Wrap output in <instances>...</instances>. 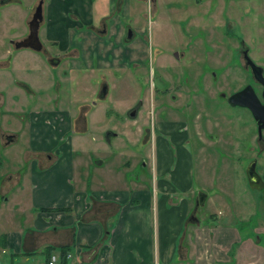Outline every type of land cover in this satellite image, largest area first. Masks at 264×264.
<instances>
[{
  "label": "rangeland",
  "instance_id": "374dc122",
  "mask_svg": "<svg viewBox=\"0 0 264 264\" xmlns=\"http://www.w3.org/2000/svg\"><path fill=\"white\" fill-rule=\"evenodd\" d=\"M33 1L24 0V6L0 7V59L9 48L7 55L13 59L7 68L10 78L27 82L34 90L14 81L9 84V77L4 79L0 130L17 132V139L6 145L2 135L0 173L28 171L30 160L24 154L32 110L57 105L75 114L89 105L88 130L81 144L75 138L78 133L70 132L75 159L84 161L78 162L77 168L83 165L85 173H100L113 180L133 169V165L122 167L126 159L134 164L150 157L147 133L162 117V109L168 114L176 107L180 110L176 114L183 116L186 110L188 120L190 116L199 129H204V137L210 133L217 136L213 142L197 140L191 144L195 151V181L210 191L223 187L228 193L223 203L215 198L199 205V218H204L209 206L216 211L223 205L231 208L236 204L244 209L238 212V219L239 215L245 220L250 217L244 229L262 221L264 192L259 196L256 186H250L246 169L256 157L257 171L264 179V140L257 135L250 110L228 103L220 93L228 95L247 83L257 92L262 88L245 66L241 49L247 47L252 59L264 69V0H138L134 18L126 20L131 27H117L98 40L86 35L90 46L80 47L77 57L64 58L56 66L48 65L42 50L12 45L28 32ZM249 7L250 13H246ZM128 27L134 32L130 38ZM207 49L214 50L215 55L209 56ZM213 71L218 73L216 82L209 77ZM103 85L106 92L101 95ZM189 100L194 101L187 108ZM132 108L137 109L135 115L130 114ZM111 129L118 131V136L106 144L104 135ZM97 156L106 160L101 167L91 162ZM106 181L114 184L110 179ZM27 198L22 193L20 202L24 205ZM14 203L0 200V208ZM18 208L12 207L19 222L25 209ZM3 216V224L9 225V214L4 212Z\"/></svg>",
  "mask_w": 264,
  "mask_h": 264
},
{
  "label": "crops",
  "instance_id": "0c3cea01",
  "mask_svg": "<svg viewBox=\"0 0 264 264\" xmlns=\"http://www.w3.org/2000/svg\"><path fill=\"white\" fill-rule=\"evenodd\" d=\"M137 1L44 0L38 35L48 65L77 57L80 47L90 46L91 38L98 40L117 27H131L127 21L134 18ZM246 11L250 13L251 7ZM7 54L9 48L0 59V104L6 92L1 90L4 79L11 77L7 68L13 59ZM13 81L34 92L27 82L8 80ZM88 109L89 105L71 114L56 105L30 111L24 154L30 160L28 171L0 173L2 203L14 201L15 210L25 209L18 222L11 206L0 208V264H48L52 254L57 255L54 264H264V214L262 221L247 229L244 224L250 217L245 220L239 215L238 219L244 209L236 204L216 211L209 206L203 219L197 215L199 205L215 198L223 203L228 193L223 187L210 191L195 181L191 144L202 130L191 129L186 110L181 117L176 107L168 114L162 109V117L146 136L151 142L150 157L134 164L126 159L122 167L133 165V169L112 180L100 173H85L83 165L77 168L83 160L75 159L70 132L78 133L75 138L81 144L88 130ZM133 109L135 115L137 109ZM252 120L256 126L253 116ZM7 135L12 138L8 140ZM116 136L118 131H107L106 144ZM16 139L17 132L0 130L3 144ZM105 161L97 156L91 162L101 167ZM109 179L114 184L105 183ZM256 183L249 181L260 196L261 186ZM22 193L28 195L26 207L20 202ZM199 193H204L201 202ZM4 212L9 214V225L3 224ZM192 215L198 222L191 220ZM62 245L67 246L65 255L60 252Z\"/></svg>",
  "mask_w": 264,
  "mask_h": 264
},
{
  "label": "water",
  "instance_id": "95a60500",
  "mask_svg": "<svg viewBox=\"0 0 264 264\" xmlns=\"http://www.w3.org/2000/svg\"><path fill=\"white\" fill-rule=\"evenodd\" d=\"M42 20L41 5L39 4L32 15V18L28 22L29 31L21 39L14 40L15 47H30L35 50H40L42 42L38 35L39 24ZM127 38H130L133 34L131 28H127ZM246 63L249 65L252 74L257 82L262 85L260 96L264 99V74L263 67L256 63L246 52H245ZM106 92V85H103L101 95ZM260 96L256 93L251 84H247L244 87L229 93L226 97L227 102L233 105H239L246 107L250 110L253 118L257 123V130L259 136L262 135V129L264 128V102L261 101ZM135 109L130 111L133 115ZM11 135H7V139H11ZM256 162L252 160L246 169V175L249 181H257L260 178L259 173L256 170ZM204 193H199V201L203 200ZM191 220L198 222L195 216L190 217Z\"/></svg>",
  "mask_w": 264,
  "mask_h": 264
},
{
  "label": "flooded vegetation",
  "instance_id": "af4514ba",
  "mask_svg": "<svg viewBox=\"0 0 264 264\" xmlns=\"http://www.w3.org/2000/svg\"><path fill=\"white\" fill-rule=\"evenodd\" d=\"M43 3H44V0H35V2L33 3V5H32V7H31V11L29 12V19L27 20V23L29 22V20L32 18V15H33V13L35 12V10H36V8H37V6L40 4L41 5V12H43ZM10 4H19V5H21V6H24V0H0V7L1 6H7V5H10ZM0 14H1V11H0ZM28 31H29V27H28ZM28 33V32H27ZM12 45L13 46H15L14 45V43H13V41H12ZM212 46H213V44H212ZM40 50H42L43 51V53L45 52V48L43 47V45H42V47H41V49ZM242 50V54H243V57H244V59H245V66L250 70V73H251V75H252V77L254 78V76H253V74H252V71H251V69H250V67H249V65L246 63V58H245V52L249 55V49L247 48V47H244V48H242L241 49ZM206 52H208V54H209V56H210V53H213L214 55H215V52H214V50H209V49H207L206 50ZM250 56V55H249ZM251 57V56H250ZM252 58V57H251ZM55 58H50V60H54ZM257 63V62H256ZM210 64V61H208V65ZM259 64V63H258ZM261 65V64H260ZM262 66V65H261ZM208 67H210V66H208ZM213 67V66H212ZM263 67V66H262ZM210 74V76L209 77H211L213 80V82H216L217 80H218V73H216L215 71H213L212 73H209ZM263 74H264V69H263ZM204 75H206L205 73L203 74V77H205ZM255 79V78H254ZM256 81V80H255ZM257 82V81H256ZM257 83H259V82H257ZM247 84H251V83H247ZM247 84H245V85H247ZM260 84V83H259ZM244 85V86H245ZM252 85V84H251ZM243 86V87H244ZM253 86V85H252ZM262 86V85H261ZM240 88H242V87H240ZM240 88H238V89H240ZM254 88V87H253ZM238 89H236V90H238ZM262 89V88H261ZM254 90L256 91V89L254 88ZM256 93L260 96V93H261V90L259 91V92H257L256 91ZM225 99H226V97H227V95H225L223 92H221L220 93ZM260 98H261V101L262 102H264V99L260 96ZM192 101H194V100H189V101H187L185 104V106H187L188 108L190 107V105L192 104ZM226 101H227V99H226ZM239 106V105H238ZM243 107V106H242ZM182 108V107H181ZM248 109V108H247ZM249 110V109H248ZM191 115H193V113H191ZM189 124H190V126H191V129H193L194 130V128H196V127H198L199 125H198V123L196 122V123H194V120H192V118L190 119V116H189ZM255 127H256V129H257V123H256V121H255ZM264 129V128H263ZM262 129V130H263ZM195 131V130H194ZM202 133L201 134H196V133H194V134H196V137L198 138V140L199 141H202V139H200V136L201 137H203V138H205V140H207V141H209V142H213V140H215L216 138H217V136L215 135V134H213V133H210V134H208V135H206L205 137L203 136V132H204V129H202V131H201ZM206 133V132H205ZM257 135L259 136V133H258V130H257ZM259 139H260V141L262 140H264V137H263V135H261V136H259ZM203 142H204V140H203ZM253 160H255V162H256V166H257V159H256V157L253 159ZM256 170H257V168H256ZM258 172V171H257ZM259 175L262 177V175H261V173H259ZM257 183L256 184H258L259 186H261V190H262V192L264 191V179L263 178H259L257 181H256Z\"/></svg>",
  "mask_w": 264,
  "mask_h": 264
},
{
  "label": "built area",
  "instance_id": "2783aa9c",
  "mask_svg": "<svg viewBox=\"0 0 264 264\" xmlns=\"http://www.w3.org/2000/svg\"><path fill=\"white\" fill-rule=\"evenodd\" d=\"M56 258H57V255L52 254L49 261H48V264H54V261L56 260Z\"/></svg>",
  "mask_w": 264,
  "mask_h": 264
},
{
  "label": "trees",
  "instance_id": "16d2710c",
  "mask_svg": "<svg viewBox=\"0 0 264 264\" xmlns=\"http://www.w3.org/2000/svg\"><path fill=\"white\" fill-rule=\"evenodd\" d=\"M60 252H61V255H62V254L65 255L66 252H67V246H66V245H62V246L60 247Z\"/></svg>",
  "mask_w": 264,
  "mask_h": 264
}]
</instances>
